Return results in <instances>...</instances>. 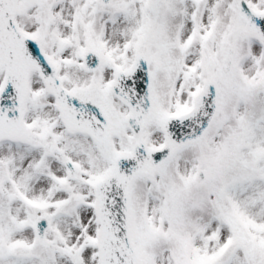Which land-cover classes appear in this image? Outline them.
<instances>
[{
    "label": "snow or ice",
    "instance_id": "6c2138e0",
    "mask_svg": "<svg viewBox=\"0 0 264 264\" xmlns=\"http://www.w3.org/2000/svg\"><path fill=\"white\" fill-rule=\"evenodd\" d=\"M0 264H264V0H0Z\"/></svg>",
    "mask_w": 264,
    "mask_h": 264
}]
</instances>
